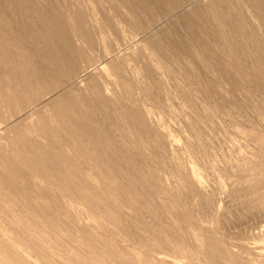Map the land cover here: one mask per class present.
Instances as JSON below:
<instances>
[{"label": "rangeland", "instance_id": "374dc122", "mask_svg": "<svg viewBox=\"0 0 264 264\" xmlns=\"http://www.w3.org/2000/svg\"><path fill=\"white\" fill-rule=\"evenodd\" d=\"M210 1L0 0L1 34L15 33L21 23L30 24L33 31L29 43L0 44V146L10 148L4 137L14 133L10 127L35 121V112H48L46 102L76 86L90 101L83 100L86 107L93 108L95 100L88 97L94 92L91 81L103 76L110 83H102L103 95L118 113L111 117L108 111L97 114L113 131V139H104L102 147L110 153L111 163L102 162V156L94 159L101 161L98 163L77 158L82 167L78 173L46 171V165L35 171L30 163L16 160L4 150V162L0 161V242L4 240L10 247L8 252L0 250V264L20 263L14 247L29 263L44 264L31 246L48 249L53 264H126V252L138 255L139 261L151 260L150 264H264V23L257 16H264V2L258 3L254 12L259 21L250 15L245 24L247 29L256 25L255 37L261 41L256 44L235 38L228 45L216 40L217 24L206 9ZM238 1L244 12L250 13L248 0ZM35 8L45 16L63 18L74 45L83 50L78 59L82 76L76 83L65 77L59 90L42 93L39 106L27 96L4 97L11 93L9 86L21 92L28 78L43 86L34 81L36 75L24 59L29 56L37 66L47 67V47L43 33L36 31ZM79 15L86 19L89 38L76 24ZM233 29L229 25L225 31ZM103 57L124 68L133 90L128 92L115 81L107 61L90 66L87 80L82 72L84 61L99 62ZM64 64L66 67L68 62ZM123 106L129 114L122 113ZM137 116H143L158 140L140 136ZM35 132L32 134L38 137ZM123 138L126 143L121 142ZM12 163L19 171H11ZM190 171L200 178L197 192L187 182ZM159 185L164 192L155 193ZM123 192L135 194L131 204H119L118 194L127 201ZM169 194L178 196L174 212L182 206L180 210L186 208L193 215L192 226L178 228L164 198ZM91 202L93 211L87 209L86 203ZM42 205L47 214L35 218L31 210ZM114 208L120 211L122 224L109 218ZM17 217L24 219L17 222ZM145 223L157 229L155 235L162 238L167 251L158 254L151 247H142L140 240L148 236ZM172 223L177 225L174 230L168 229ZM124 226L134 230L140 243L136 248L124 235ZM83 229L89 230L93 239ZM201 235L224 243L227 256L234 260L206 257L200 252ZM180 238L184 245L177 244Z\"/></svg>", "mask_w": 264, "mask_h": 264}, {"label": "bare ground", "instance_id": "6f19581e", "mask_svg": "<svg viewBox=\"0 0 264 264\" xmlns=\"http://www.w3.org/2000/svg\"><path fill=\"white\" fill-rule=\"evenodd\" d=\"M244 1L247 3V0H244ZM263 2H264V0H263ZM263 2H262V0H253L252 3L250 4V1L248 0L249 6L248 7L246 6V8H248V11H250V13L247 12V13H249L248 14L249 17H246L247 13L244 12L245 9L242 8V5L239 3V1L237 2V0H235V1L234 0H211L210 3L207 5L206 9L209 12L208 17L213 19L215 21V23L217 24V31L215 32L217 39L216 38L215 39L216 40H222L224 43H226L228 45H232V42L234 41L235 38L240 39V40L242 39V40H246V41H252V42H255V41L257 42L258 40H260L259 38L256 39V37H255V34H256L255 26L256 25L255 26L252 25V27H251L249 25V23H250L249 22L248 23L249 29H247L245 24H247L248 18H251V16H254L255 10L258 9L257 4L260 3L261 5H263ZM195 8H197V7H195ZM15 9H17V8H15ZM32 12L34 14L35 19L38 20V22L35 24L36 31H41V33H43L44 45H46L45 47H47L46 48V59H48V60H46L47 61V67L45 69H42L43 67L41 68V66H43V65H41L40 67L37 66V64H35L33 59L29 56L24 58V59L28 60V63L32 67L31 69H32L33 74L36 75L35 80L34 79L33 80L36 83L42 82L43 86L39 87V85H35L34 82L30 78H28L26 80V82L24 83L25 84L24 89L21 92L14 90V88L12 86H9V91H11V93L10 94L7 93L8 95L6 94V95H4V97L8 98V99H11V98L13 99L14 97H15L14 99H19V98L22 99V98H25L27 96L28 99H30L34 105L39 106V104H41L43 101L42 100L43 96L41 95L42 93H44L45 91L47 93V91L59 90L61 87V84H62L60 82H62V80L65 77H67L68 79H74L75 83H76L77 79L82 76L81 72H80V64L81 63H79L78 59L80 57H82L83 50L80 49L79 47L75 46L76 44L74 45L72 37L70 36V34L67 33V30H68L67 26L68 25L64 22L63 18H61L59 15L51 14L49 16H45L44 14H42L43 13L42 10L38 9V8L33 9ZM193 12L195 13L196 11L194 10ZM59 14L61 16H63L62 13H59ZM257 16H254V17H256V19L258 18L261 21L260 23H262V22L264 23V21H263L264 16L263 15H261V16L257 15ZM0 20H2V19H0ZM257 20H254V21H257ZM124 21H126L128 24H130L133 28H135L137 30L140 29V25L133 23V21H131L127 18H124ZM85 22H86V19L84 18V16L79 15L78 23H76V24H79V26H80L79 29H81V31L84 33L83 36L89 38V33H87L88 30L86 28ZM5 23L6 22H4V24ZM229 25H232L234 27V29L231 33H227L225 31L229 28ZM257 26H259V22H258ZM8 27H9V25H8ZM14 32L15 33H9L8 32V33H2V34L0 32V44L6 43L8 45L13 44L16 46L22 42L23 43H29L33 39V31L31 29L30 24L21 23L19 25L18 30L14 31ZM258 34H259V32L257 33V35ZM122 44H124V42H122L121 45ZM260 45H262V44H260ZM162 47L163 46L160 45V47H159L160 51L162 50ZM120 50H122V47ZM23 51H24V49H23ZM161 55H162V53H161ZM44 56H45V54H44ZM65 61L68 62L66 67L64 66ZM106 61L110 62L108 59H106L104 57L101 58L99 60V62L92 61V60L84 61L85 65L82 67V69H83L82 72L87 74V76H86L87 80H89L88 70L90 69V66L92 67V66H95L97 64H102ZM80 62H81V59H80ZM110 66H111V71H113L112 73L116 76L115 81L124 85V87L127 88L128 92L133 90L134 88L131 87L132 83L127 80L128 77L127 78L125 77L126 74L124 72V68L121 69L119 66H117L116 64H114L112 62H110ZM94 68H96V67H94ZM20 81H22V80H20ZM64 83H65V81H64ZM102 83L110 84L107 76H103L102 79H100V80L93 79L91 81V86L93 87L94 92L91 96H88V97L91 98L92 100H95V102L92 103L93 108L86 107V103L83 100H86L88 102H90V101L88 99H85V97L82 95L78 86H76V87H74L73 90H69V91L63 93L62 95H59L58 97H55V98L49 100L48 102H46V104L49 106L48 112H45V113H43L42 111L39 113L35 112L34 114L37 115V118L35 119V121L28 123L25 126H21V125L12 126L11 125L12 127H10V128H11V130L14 131V133L12 135H10V134H7V132H6L7 135L4 136L5 139H7V141H8V145L10 146V148L6 147L10 151V155L16 160L26 162V163H30L29 167L33 168V170H35V171L40 170L39 167H41V166L44 167V165H46L47 166L46 171H55L58 173L64 172V173H68V174L78 173L80 171V168H82L77 163V158H83L86 160H90L94 163H98L101 161L104 163H111V160L109 158L110 153L108 151H102V147L104 146V139H106V138L109 139L108 142H110L113 139V137H114L112 135L113 131H111L110 128L105 127L103 125V123L97 118V114L98 113L103 114L104 112L108 111L107 115H108V117H111L112 113H115V114L117 113V110L113 109V108H115V106L114 107L108 106V101L106 100L105 96L103 95ZM8 99H7V101H8ZM0 100H1V97H0ZM81 101H83V102L81 103ZM0 102H2V101H0ZM42 106H44V105H42ZM4 109H7V108H4ZM16 109L19 110L18 108H16ZM122 110H123L122 113L129 114V109L127 107L124 108V106H123ZM8 111H10V110H8ZM22 112H23V110H22ZM18 115H20V114H18ZM28 116L30 117L32 115H28ZM137 117H138V120L140 121V122H138V125L140 126V132H141L140 136L144 137L146 140H148V138L157 139L158 138L157 132L152 131V129L146 124L145 120L142 118L143 116H137ZM123 121H122V123H123ZM118 126H120V125H118ZM122 127L125 129L124 125ZM126 127H128L127 130H131V129H129V128H131L129 125H127ZM124 129H122V130H124ZM11 130H9V131H11ZM33 131L37 132V133L36 132L35 133L38 135V137L40 139H38V137L36 135L32 134ZM124 131L126 132V129ZM124 131H123V133H124ZM42 138H44L45 140H42ZM121 142L126 143V140L123 138L121 140ZM132 144L134 145L133 142H132ZM6 148L4 146H0V161H2V162H4L2 160V156L6 154L4 151V150H6ZM17 150L19 151V153ZM101 156H102L101 161H95L94 160V159H97ZM32 157H33V159H32ZM14 159H12L10 162H13ZM10 169H12L11 171H14V172L19 171L17 168V165H15L13 163L11 164ZM190 173H191L190 179H188L187 182L189 184V187L193 191H196L195 189L201 187V181H200V178L193 171H190ZM188 176H189V174H188ZM0 177H1V174H0ZM5 179H7V178H5ZM5 183H6V181H5ZM157 187L159 190H154L155 193H160L161 191L164 192V190H161V188H162L161 185H159ZM125 189L126 188L124 187L123 190H125ZM167 192H169V191H167ZM124 193L125 192H123V194ZM174 194H172V195L169 194L168 196L164 197L166 199V202H167V207L170 211L169 213H172L174 215V217L176 219V223L178 224V228L181 226H184V227L192 226V223L190 220L193 219V215L186 208H182L180 210V208L182 207L181 206L180 208L178 207V209H177L179 211L174 212V209L176 210V207H177L176 204L178 201V196H176ZM116 196H117L116 198L118 199V202L120 205H126L128 202L131 204V200L134 199L135 194L127 192L125 195V198L127 199V201L121 200L120 194H118ZM136 201L138 202L140 200L136 199ZM86 204H87V209H89L90 211H93L94 202L86 203ZM156 209L154 207L152 210L156 211ZM31 212L35 218H37L38 216L45 217V215L47 214V208L43 205L40 207L36 206L33 210H31ZM96 214H97V212H96ZM108 216L115 223H117V225L123 223V221H122L123 217L117 208H114ZM91 217L94 218V214H91ZM23 219H24V217L15 218V220L17 222L23 221ZM108 221H110V220H108ZM99 225H100V223H99ZM145 225H146V231H148V233H147L148 236H146V237H144V239L140 240L142 247L143 246L144 247H151L153 249V251L155 253H158V254L164 253L166 250V246L164 245L162 238L155 235V231L157 229H155L153 227V225L150 226L148 223H145ZM112 226H115V225H112ZM112 226H110V227H112ZM176 226L177 225H174L172 223L168 229L174 230L176 228ZM83 231L87 232V234H91L89 232V230L83 229ZM123 232H126V233H124V235L128 238V240H130V242L132 243L131 244L132 247L136 248L137 247L136 244H140L135 239L136 234H135L134 230H132L131 228L129 230H127V228L124 226ZM105 233H108V232H105ZM86 236H88V235H86ZM92 237H93L92 234L89 235L90 239H93ZM200 237H201L200 238V240H201V244H200L201 245L200 246L201 251L200 252L205 254L206 257H207V255L210 257H214V255H215L216 260H223V259H227L229 261L234 260L233 257L227 256L228 254H226V251H225L226 247L223 246L224 243L222 244L221 241H219L218 239L210 238V236L201 235ZM1 241H2V244L0 242L1 252H8L10 244L8 242H5L4 240H1ZM177 244L184 245L181 238L178 240ZM110 246L113 247V249H115V246H113V245H110ZM31 247L34 249H37L38 259L42 263L53 264V260L51 259L49 252H48L49 250L47 248H46L47 250H45V249H39L40 248L39 246H31ZM12 248H13V246H12ZM14 248H16V252H14V255H16V257L18 258L17 260L21 264H32V263L28 262L29 259L28 258L26 259V255L24 253H22L19 250V248H17V247H14ZM117 250L120 253L123 252V250H120V249H117ZM126 254H128L126 264H136V263L137 264H150L149 262H151V260L145 261V259L143 261H139L138 260L139 257H137L138 255L135 256L133 254H129V252H126ZM87 264H90V262H87Z\"/></svg>", "mask_w": 264, "mask_h": 264}]
</instances>
